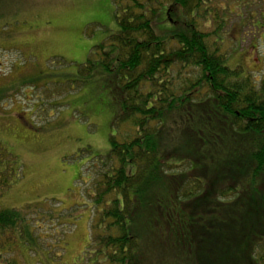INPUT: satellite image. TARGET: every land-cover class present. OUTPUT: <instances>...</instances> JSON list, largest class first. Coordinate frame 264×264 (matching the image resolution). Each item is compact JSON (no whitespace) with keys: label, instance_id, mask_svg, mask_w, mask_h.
Returning <instances> with one entry per match:
<instances>
[{"label":"trees","instance_id":"16d2710c","mask_svg":"<svg viewBox=\"0 0 264 264\" xmlns=\"http://www.w3.org/2000/svg\"><path fill=\"white\" fill-rule=\"evenodd\" d=\"M111 2L118 30L67 80L98 84L114 112L109 155L88 162L84 261L264 264V77L231 67L222 46V5L244 1ZM40 228L0 210V264H21V250L54 264Z\"/></svg>","mask_w":264,"mask_h":264},{"label":"rangeland","instance_id":"374dc122","mask_svg":"<svg viewBox=\"0 0 264 264\" xmlns=\"http://www.w3.org/2000/svg\"><path fill=\"white\" fill-rule=\"evenodd\" d=\"M240 1L242 10L220 2L231 12L223 51L231 67L264 77V0ZM117 30L111 0H0V210L38 224L39 247L54 264L87 263L96 214L85 195L88 162L109 155L114 119L98 84L70 92L67 80ZM35 255L16 257L45 262Z\"/></svg>","mask_w":264,"mask_h":264}]
</instances>
